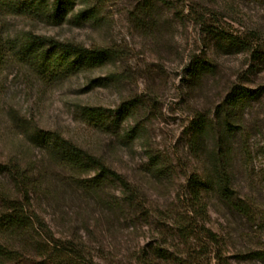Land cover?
Masks as SVG:
<instances>
[{"label":"rangeland","instance_id":"1","mask_svg":"<svg viewBox=\"0 0 264 264\" xmlns=\"http://www.w3.org/2000/svg\"><path fill=\"white\" fill-rule=\"evenodd\" d=\"M11 2L0 9V39L32 31L110 46L117 58L48 82L0 57V203L26 202L4 171L16 155L33 165V208L80 254L75 264H143L153 247L163 264H264L251 254L264 251V0H76L60 16L49 5L38 13V0ZM204 60L209 71L194 72ZM234 90L246 95L227 107ZM33 126L103 157L138 208L123 204L114 179L95 184L90 169L78 180L49 158L51 141L29 143ZM218 164L238 206L218 194ZM193 177L207 187L196 193ZM6 264L57 263L24 253Z\"/></svg>","mask_w":264,"mask_h":264},{"label":"trees","instance_id":"2","mask_svg":"<svg viewBox=\"0 0 264 264\" xmlns=\"http://www.w3.org/2000/svg\"><path fill=\"white\" fill-rule=\"evenodd\" d=\"M76 0H38L37 12H44L48 5L55 16H60L68 6H72ZM17 6L11 0H0V9H14ZM229 45L237 44L231 35L222 36ZM12 54L19 61L28 64L46 81H62L70 75L94 70L108 61L117 58L116 51L108 46L90 45L85 46L74 40H60L52 35L36 34L32 31L23 32L11 36L10 34L0 39V57ZM211 64L200 61L194 72H208ZM246 95L243 91H232L226 99V106L230 107L240 102ZM85 111H100V107H84ZM201 126L202 123L198 122ZM26 139L32 144L38 143L39 139L51 141L49 158L57 164L67 168L78 180L79 175L90 169H94L95 184L104 179H114L121 187L122 202L127 208L136 210L139 200L129 182L110 167L103 157L90 152L87 148L78 144L73 139L64 138L57 131H47L38 126L25 128ZM218 158L224 159V151H218ZM33 165L30 162H22L17 156H11L10 163L5 165L4 171L11 179L12 188L22 191L26 202H17V199L2 198L0 203V264H6L18 259L24 253H31L54 260L57 264H75L79 261V253L75 252L56 238L49 225L33 208L29 193L33 183ZM218 177V194L230 206H238L232 184L226 168L218 164L215 168ZM191 185L198 193L201 188L207 187V183L199 178L193 177ZM242 208V207H240ZM203 235L211 242L216 240L215 234L204 225L199 227ZM185 231V230H184ZM188 231V230H187ZM194 234V233H193ZM192 234V235H193ZM73 253V254H72ZM150 256L143 264H163L157 258L165 257L158 247L150 250ZM252 256L264 262V251L253 250ZM179 264H198L195 261ZM221 264H228L222 263Z\"/></svg>","mask_w":264,"mask_h":264}]
</instances>
